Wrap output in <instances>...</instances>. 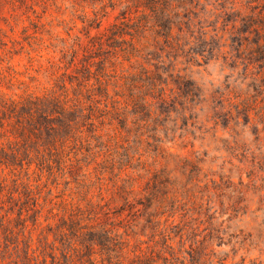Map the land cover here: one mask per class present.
I'll return each instance as SVG.
<instances>
[{
  "label": "trees",
  "instance_id": "1",
  "mask_svg": "<svg viewBox=\"0 0 264 264\" xmlns=\"http://www.w3.org/2000/svg\"><path fill=\"white\" fill-rule=\"evenodd\" d=\"M65 3L81 27L72 17L61 35ZM205 11L201 36L251 40L264 94V0H0V264H245L217 249L237 243L235 207L181 190L143 139L176 97L158 51Z\"/></svg>",
  "mask_w": 264,
  "mask_h": 264
},
{
  "label": "rangeland",
  "instance_id": "2",
  "mask_svg": "<svg viewBox=\"0 0 264 264\" xmlns=\"http://www.w3.org/2000/svg\"><path fill=\"white\" fill-rule=\"evenodd\" d=\"M79 13L65 3L53 12L58 20H65L54 19L51 26L65 35L72 17L81 27L75 17ZM230 18L238 31L245 30L240 18ZM202 23L195 34L173 31L180 46L163 43L158 51L163 59L159 70L163 77L171 75L168 87L176 97L159 108L154 123L145 129L147 161L161 162L175 184L190 190L204 205L234 206L227 232L239 238L236 244L232 239L228 246L218 247L220 256H227L228 263L244 258L245 264H264V181H260L264 174L250 168L261 159L258 167L264 169V94L255 81L262 64L254 66L261 60L251 40L242 49L239 41L230 48V40L221 32L201 36L204 27L214 32L209 12L205 11ZM18 62L20 66L16 57L14 63ZM175 78L182 85L174 84ZM141 119L148 121L145 113ZM129 135L134 153L140 136L131 126Z\"/></svg>",
  "mask_w": 264,
  "mask_h": 264
}]
</instances>
